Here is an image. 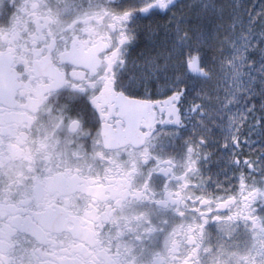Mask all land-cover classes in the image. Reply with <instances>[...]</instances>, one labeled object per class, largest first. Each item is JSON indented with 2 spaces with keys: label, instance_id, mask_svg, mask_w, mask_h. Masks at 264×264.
<instances>
[{
  "label": "snow or ice",
  "instance_id": "1",
  "mask_svg": "<svg viewBox=\"0 0 264 264\" xmlns=\"http://www.w3.org/2000/svg\"><path fill=\"white\" fill-rule=\"evenodd\" d=\"M0 264H264V0H0Z\"/></svg>",
  "mask_w": 264,
  "mask_h": 264
}]
</instances>
